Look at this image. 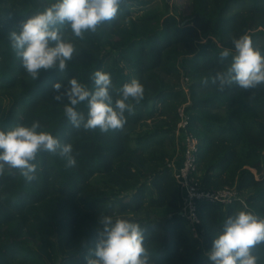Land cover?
I'll return each instance as SVG.
<instances>
[{"label":"trees","instance_id":"trees-1","mask_svg":"<svg viewBox=\"0 0 264 264\" xmlns=\"http://www.w3.org/2000/svg\"><path fill=\"white\" fill-rule=\"evenodd\" d=\"M190 1L192 12L183 15L171 0H127L114 20L83 40L65 27L77 54L64 72L41 69L33 80L9 34L57 0H0V130L39 121L38 131L71 144L76 160L69 166L58 153H39L31 182L5 166L0 264H86L102 216L139 223L151 264H210L206 253L229 216L246 210L264 218V85L220 91L212 83L231 63L220 53L234 52L233 39L249 35L264 55V0ZM97 70L111 75L113 100L134 78L144 86V99L131 101L134 114L125 113L121 130H77L64 114L67 97L54 99L53 85L61 83L63 93L72 78L94 90ZM77 110L86 114V102ZM183 115L199 140L201 186H236L240 195L228 205L198 200L199 235L182 211L170 165L180 159ZM256 255L264 264V245Z\"/></svg>","mask_w":264,"mask_h":264},{"label":"clouds","instance_id":"clouds-1","mask_svg":"<svg viewBox=\"0 0 264 264\" xmlns=\"http://www.w3.org/2000/svg\"><path fill=\"white\" fill-rule=\"evenodd\" d=\"M127 0H57L43 11H38L21 22L19 31H12L9 39L20 58L25 72L37 80L40 70L64 72L77 54L75 44L64 31L70 29L72 37L83 40L86 33H96L100 25L114 20ZM234 52L225 48L220 60L232 57L230 65L212 79L220 91L233 85L240 89H255L264 85V55L253 47L247 34L233 39ZM94 90L76 78L68 81L69 87L60 93L61 83L53 85L56 101L67 97L64 114L71 125L79 130L102 133L121 130L127 122L125 113L134 114V105L144 99V86L132 79L118 90V98L110 94L112 80L109 73L97 70L91 77ZM203 83L207 84L205 78ZM87 104V113L77 110ZM42 128L39 121L30 126L18 124L0 130V175L5 166L19 170L26 181H33L39 153L47 152L65 157L69 166L76 160L71 144H61L58 138ZM98 239L94 250L86 257V264H151L145 246L144 228L123 217L102 216L99 219ZM264 245V218L251 211H237L222 225V231L212 241L206 253L210 264H258L257 247Z\"/></svg>","mask_w":264,"mask_h":264},{"label":"built area","instance_id":"built-area-1","mask_svg":"<svg viewBox=\"0 0 264 264\" xmlns=\"http://www.w3.org/2000/svg\"><path fill=\"white\" fill-rule=\"evenodd\" d=\"M189 119L183 115L178 124L177 133L182 138V155L171 160L174 175L182 191V211L192 224L196 235L201 219L197 212V201L201 199L221 202L225 205L233 203L240 197L236 186H225L220 189H210L201 186L197 177L198 170V137L188 129Z\"/></svg>","mask_w":264,"mask_h":264},{"label":"rangeland","instance_id":"rangeland-1","mask_svg":"<svg viewBox=\"0 0 264 264\" xmlns=\"http://www.w3.org/2000/svg\"><path fill=\"white\" fill-rule=\"evenodd\" d=\"M171 3L177 6L178 11H180L183 15H187L192 12L193 4L190 0H171ZM156 211L163 216L166 215V210L163 208L157 209Z\"/></svg>","mask_w":264,"mask_h":264},{"label":"crops","instance_id":"crops-1","mask_svg":"<svg viewBox=\"0 0 264 264\" xmlns=\"http://www.w3.org/2000/svg\"><path fill=\"white\" fill-rule=\"evenodd\" d=\"M183 142H182V139L180 140V151H179V156L181 157L182 155V150H183V146H182Z\"/></svg>","mask_w":264,"mask_h":264}]
</instances>
